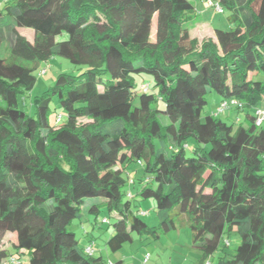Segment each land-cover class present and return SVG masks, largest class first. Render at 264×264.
Listing matches in <instances>:
<instances>
[{"label":"trees","instance_id":"obj_1","mask_svg":"<svg viewBox=\"0 0 264 264\" xmlns=\"http://www.w3.org/2000/svg\"><path fill=\"white\" fill-rule=\"evenodd\" d=\"M219 4L231 28L200 40L186 28L195 18L188 0H0V245L13 237L0 264H123L87 255L93 242L81 248L69 230L101 207L116 219L111 253L133 234L186 227L201 252L196 264H211L217 251L216 264H264V124L255 125L264 109V0ZM52 57L85 70L59 74L27 113L20 103L34 71ZM211 93L236 101L230 109L243 120L203 116ZM133 163L142 168L134 194L123 190L134 185ZM135 196L155 201L156 227L131 210Z\"/></svg>","mask_w":264,"mask_h":264},{"label":"rangeland","instance_id":"obj_2","mask_svg":"<svg viewBox=\"0 0 264 264\" xmlns=\"http://www.w3.org/2000/svg\"><path fill=\"white\" fill-rule=\"evenodd\" d=\"M194 6L193 22L188 23L186 26H191L198 21L204 20L212 28L220 30H229L231 25L227 21V17L230 15V11L223 9V12H217L213 8L207 6L208 0H188ZM197 16V17H196ZM191 28V27H190ZM192 29V28H191ZM205 32L202 31L203 38H208L212 35L210 28H207ZM196 31V30H195ZM18 33L26 38L29 42L33 41V31L30 29H18ZM66 39V35L62 34L57 38V41ZM6 55L5 45L2 44L0 48V58ZM42 70H46L41 74ZM84 67H77L72 65L65 59L60 57H52L48 62L42 63L35 71L36 77L35 85L30 92L29 96L20 103V107L27 113H32L35 110V106L32 105V99L35 96L41 95L49 86H51L55 78L61 73H67L77 75L84 71ZM262 79L261 76H259ZM143 79L150 82L151 78L143 76ZM136 82H140L139 78H136ZM220 106V98L211 93L206 98V104L203 108L202 114L214 116L217 109ZM54 107V105H52ZM160 111L164 110V105L159 102L157 105ZM58 112V110H57ZM59 113H62L59 111ZM238 115L239 120H243V114H236L232 109H227L223 113L216 115L217 118L231 124L232 119ZM230 116V119L227 118ZM159 120L161 123L168 124L167 118L160 114ZM51 121H54V114L51 116ZM90 119H80V124L89 123ZM192 143H190L191 145ZM130 178L134 179V185H126L123 189L131 191L133 194L138 190L137 179L140 177L142 168L138 163H133L128 167ZM95 202V199H90L87 203ZM132 211H138L140 218L149 226L156 227L159 223V217L155 206V201L152 198L142 200L140 197L135 196L134 201L131 204ZM144 213V214H142ZM103 219L108 220V224H102ZM116 219L114 215H109L104 207H101L96 220L94 215H90L85 211L81 212V216L78 219L73 220L69 226V230L74 233L76 239L79 241V246L82 248L88 241L93 242L94 256H101L107 262H115L121 260L123 264H142V260L145 256H149L147 264H196L197 260L201 256V252L191 247V232L186 227L177 228L167 233L159 232L157 238L140 237L136 234L132 235V242L126 243L117 253H111L107 247L106 242L113 233V224ZM13 237L10 234H6L1 241L0 249H5L12 252L11 243ZM230 246L227 248V252L232 254L236 245L238 244V238L234 235L229 237ZM221 256V252L217 251L212 255L211 264H216L218 257ZM21 264H28V258L23 257Z\"/></svg>","mask_w":264,"mask_h":264},{"label":"built area","instance_id":"obj_3","mask_svg":"<svg viewBox=\"0 0 264 264\" xmlns=\"http://www.w3.org/2000/svg\"><path fill=\"white\" fill-rule=\"evenodd\" d=\"M207 6L209 8H213L215 11L222 13L223 12V8L221 7V5L219 4V0H208L207 1ZM44 73V71L42 72ZM142 90L146 89V85L141 86ZM237 106V102L236 101H230V102H222L220 103L219 108L217 109V114L219 113H223L225 110L229 109L230 107H235ZM255 116H256V121H255V125L257 127H260L264 124V109H257L255 111ZM60 120V117L57 118V121ZM131 181V180H130ZM144 214V213H142ZM102 222L106 223L107 221L104 219L102 220ZM94 252V249L92 246L88 245L85 248V253L87 255H92ZM149 260V256H145L144 259L142 260V264H147ZM11 263H15L14 259H10Z\"/></svg>","mask_w":264,"mask_h":264},{"label":"crops","instance_id":"obj_4","mask_svg":"<svg viewBox=\"0 0 264 264\" xmlns=\"http://www.w3.org/2000/svg\"><path fill=\"white\" fill-rule=\"evenodd\" d=\"M197 17V16H196ZM193 22V21H191ZM190 22V23H191ZM192 29H191V28ZM187 30H188V33L190 34L191 37H195V38H198V39H203V35L199 34L201 33L202 31H206L208 30L207 28H210L211 31H212V35L209 36V37H214V30L217 29V28H212L211 25H209L206 21L204 20H201V21H198L194 24H191V26H186ZM196 30V31H195ZM220 30V29H219Z\"/></svg>","mask_w":264,"mask_h":264}]
</instances>
